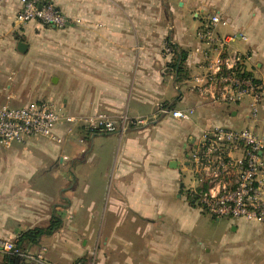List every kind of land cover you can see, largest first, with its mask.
<instances>
[{
	"label": "crops",
	"instance_id": "0c3cea01",
	"mask_svg": "<svg viewBox=\"0 0 264 264\" xmlns=\"http://www.w3.org/2000/svg\"><path fill=\"white\" fill-rule=\"evenodd\" d=\"M172 1L169 13L184 16L185 9L176 13ZM186 1L188 4L189 0ZM132 2L58 0V6L67 16L88 21L80 31L59 32L60 40L50 46L54 73L51 80L58 85V94H65L63 110L69 114L127 113L133 118H149L160 107H167L191 113L190 119L164 116L150 125H134L125 133L96 136L82 131L67 135L68 125L62 123L57 134L65 140L63 144L44 138L37 142L29 139L25 144L39 149L42 157L36 160V173L42 176L39 179H47L48 172L59 175L60 171L53 168L54 159L62 155L59 163L64 165V159L70 160L65 154L70 150V172L77 168L76 172L89 182L106 179L109 190L105 193L103 186L97 193L64 196L0 193V238L16 242L23 232L43 227L28 206L41 205L48 215L42 223L45 224L51 220L52 206L65 199L64 225L68 235L58 237L57 232L43 237L37 245L24 244L28 251L47 247L50 264H76L78 259H97L99 264H264V225L242 219L212 218L195 202L185 183L192 169L190 150L204 132L216 127H252L264 133V106L254 121L248 118L247 102L238 106L212 104L192 90L190 80L178 81L170 66L173 56L163 54L164 45L169 40L189 53L191 79L199 72L192 63L196 31H183L178 19L176 31L165 30L164 26L161 31H142L140 27L124 36L120 23L123 4ZM200 2L259 4L257 23L251 20L253 8L249 7L242 23L234 13L231 24L234 31L230 27L227 29L231 31H223L236 32L240 24L255 30L257 24L258 31H238L245 32L249 38L248 44L238 47L254 53L252 67L258 60V72L254 71V75L264 80V0ZM181 5L178 1L177 6ZM18 7L16 0L0 3V67L7 70L12 61L22 64L26 54L14 50L11 41L16 42V36L25 34L22 30L33 24L15 23ZM198 24L194 23L196 30ZM37 54L43 55L44 47ZM15 55L20 61L14 59ZM40 59L41 64L45 62ZM20 146L15 144L11 149L18 151ZM16 161L24 167L22 172L30 168L20 158ZM5 162L3 166H7ZM11 163L9 160L8 165ZM72 186L75 187V181ZM0 264H7L3 254Z\"/></svg>",
	"mask_w": 264,
	"mask_h": 264
},
{
	"label": "built area",
	"instance_id": "2783aa9c",
	"mask_svg": "<svg viewBox=\"0 0 264 264\" xmlns=\"http://www.w3.org/2000/svg\"><path fill=\"white\" fill-rule=\"evenodd\" d=\"M16 1L18 26L36 23L67 29L71 25L58 0ZM229 25L227 18L214 14L197 29L192 63L199 72L191 77V87L212 104L238 106L247 102L248 118L256 121L264 106V81L254 75L253 53L238 47L248 44V36L242 32L221 31ZM164 50L166 56H173L170 45L166 44ZM164 116L189 120L191 113L160 107L152 117L133 118L127 113L118 116L106 112L69 114L45 100L25 106L0 103V149L10 150L15 144L32 138L63 144L65 140L57 134L62 123L68 125L67 135L82 130L113 135L125 133L134 125H150ZM189 162L195 181L200 183L190 192L206 214L214 219H242L264 225V133L252 127L211 128L190 150ZM47 252V247L21 251L13 242L0 238V254L17 257L16 264H50ZM77 264L98 263L92 259L80 260Z\"/></svg>",
	"mask_w": 264,
	"mask_h": 264
},
{
	"label": "rangeland",
	"instance_id": "374dc122",
	"mask_svg": "<svg viewBox=\"0 0 264 264\" xmlns=\"http://www.w3.org/2000/svg\"><path fill=\"white\" fill-rule=\"evenodd\" d=\"M178 1L182 3L180 8V4L177 6ZM172 5H174L176 13H181V8H184L186 11L184 16L178 15L175 17L173 13H169L168 8L170 9V0H134L132 3H124L123 17L120 20L121 31H124V36H126L125 34L128 32L134 33V30L137 31L140 27L142 31H161V27L163 29V26L165 30L176 31L177 28L175 27L178 19L180 20V26L183 31H197L194 28V23H199V28L206 18L213 16L216 12H221L224 17H228L227 19H229L230 22V26L222 29L220 28L222 32L227 33L226 31H234L231 27V24H234V13L240 16L238 17V21L242 23V16L245 15V10L249 7L253 8L251 20L257 23L260 18L259 13L256 12L259 7L257 3L248 4L241 2L238 4H228L224 2L212 4L200 2V0H189L187 4L186 0H173ZM194 15L196 16L194 17ZM69 18L71 20V25L67 29H57L33 23L22 30L26 31L25 34L16 36V42L11 41L14 50L18 49V42H23L28 45V51L25 54L24 60L23 58L21 60V62H23L22 64L16 65L13 61L11 63L8 61L4 63V65L9 63L10 67L8 70L4 69L5 67L3 68V66L0 67V103H9L12 106H25L34 101L45 100L53 101L58 108L62 109L65 107V94L59 95L58 85L54 84L51 80L52 74L54 75V73L50 65V46L52 43H56L60 40L58 36L59 32L80 31L84 29L85 24L88 23V21H83L80 18H73L71 16ZM92 25L99 28L103 27L100 23H93ZM240 25V28H238L239 30L236 32L258 31L257 24H254L256 27L255 30H249L245 25ZM229 27L231 30L227 29ZM243 33L245 34V32ZM165 46L166 44L164 45V49ZM41 47H44L43 55L37 54V51L40 50ZM164 49L163 54L166 55ZM253 56L255 58L254 53ZM39 57L42 58V60L44 59L45 62L43 63L42 61L41 64V59ZM14 59H19V57L15 55ZM19 61L15 60L16 63H19ZM257 63L258 60H255L253 71H256V73L258 72ZM32 139L37 142L40 138ZM25 143L19 144L21 146L18 151H13V149H11L0 152V193H31L35 196L40 195L39 193H57L63 194L64 196L65 193H97L98 189H103V186L105 187V189H103L104 192H108V180L102 179L89 182L81 173L78 171L76 172L77 168H75V171L72 173L70 172L68 168V164L71 160V158H69L71 157L70 150H66L65 154L70 160L67 161L64 159V165L59 163L62 155L59 156V154L56 156V160L54 159L55 166L53 168L60 171L59 175H57L56 172H48L46 174L48 180L45 179V181L44 178L39 179V177L42 176L36 173L38 168L36 167V160H42L41 154L39 149L37 150L35 146L28 147ZM18 158L25 161L30 168L27 169L26 167L27 170L22 172L24 167L18 165L16 161ZM4 160H6L5 163L7 166H3ZM9 160L12 162L11 165H8ZM191 170L188 172L185 181L187 188L190 190L200 184L195 181L193 171ZM74 181L75 187L73 188L72 185ZM66 204L67 201L65 199L60 200L58 205L52 206V211L49 213L51 218L53 215H56L63 221V227L57 234L59 235L58 237H66L68 235V230L65 229L64 225L65 210L67 208ZM28 207V210H32L31 215L42 221L40 225H42L43 228L49 225V223L42 224L43 221H47L48 215L44 214L41 205L36 208L34 206ZM56 208H60V210L57 211ZM29 227L32 226L30 225ZM78 261H80V259H78Z\"/></svg>",
	"mask_w": 264,
	"mask_h": 264
},
{
	"label": "trees",
	"instance_id": "16d2710c",
	"mask_svg": "<svg viewBox=\"0 0 264 264\" xmlns=\"http://www.w3.org/2000/svg\"><path fill=\"white\" fill-rule=\"evenodd\" d=\"M167 45H170L173 52V61L171 63V67L174 70V72L178 76V81H184V80H190V70L188 68V56L189 53L181 50L180 48L176 47L175 45H172L171 42L168 40ZM87 135H101L99 133H92L91 131L82 130ZM63 227V221L60 217H57L56 215H53L49 225L45 228L43 227H37L29 229L25 232H23L18 240L16 242H13L18 249L21 251H28L24 244H30V245H37L40 243V240L43 237H49L57 233L61 228ZM5 260L7 264H16L18 262V258L11 255H4Z\"/></svg>",
	"mask_w": 264,
	"mask_h": 264
},
{
	"label": "water",
	"instance_id": "95a60500",
	"mask_svg": "<svg viewBox=\"0 0 264 264\" xmlns=\"http://www.w3.org/2000/svg\"><path fill=\"white\" fill-rule=\"evenodd\" d=\"M18 51H19L20 53H23V54L27 53V51H28V45L25 44V43H23V42H20V43L18 44Z\"/></svg>",
	"mask_w": 264,
	"mask_h": 264
}]
</instances>
